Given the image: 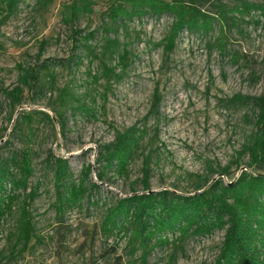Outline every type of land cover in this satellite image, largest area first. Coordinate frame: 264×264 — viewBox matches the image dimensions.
Returning a JSON list of instances; mask_svg holds the SVG:
<instances>
[{
    "label": "rangeland",
    "instance_id": "obj_1",
    "mask_svg": "<svg viewBox=\"0 0 264 264\" xmlns=\"http://www.w3.org/2000/svg\"><path fill=\"white\" fill-rule=\"evenodd\" d=\"M70 1L55 0L46 13H40L34 0H24L16 14L0 26V89L15 85L18 63L54 62L53 79L43 72L39 84L25 90L22 104L15 109L0 90V154L30 151L34 174L29 185L38 186V196L28 206L33 236L26 246L18 237L25 194L11 203L0 221V264H210L223 231L190 237L176 247L172 243L157 248L142 262L139 253L131 254L125 239L106 238L101 233L103 203L128 194L131 187L141 190L136 181L142 176L143 159L149 152L152 191L192 193L205 177L228 182L246 170L247 157L239 164L235 158L254 129L253 111L230 98L264 94V14H229L236 24L228 20L225 25L228 43L224 53L212 44L219 32L216 23L206 35L184 31L174 49L165 54L157 43L167 34L171 16L147 14L124 20L107 34L109 22L103 16L106 0H94V13L80 18L74 26L96 30L95 53L83 56L77 64L70 27L60 21L62 7ZM220 1L232 7L244 0ZM198 2L214 12L216 0ZM113 37L120 45L112 53H103L106 39ZM41 42L45 45L37 58ZM123 49L128 51L125 69L118 57ZM103 63L114 67L110 78L102 76ZM155 91L159 112L149 114ZM83 106L90 109L88 114L81 110ZM23 114L31 116L29 124L20 118ZM133 124L146 129L147 136L129 167L128 178L102 184L95 196L99 205L84 200L58 214L48 156L66 158L77 177L85 163L94 165L99 145L111 141L116 130ZM224 166H229V176L210 173V167Z\"/></svg>",
    "mask_w": 264,
    "mask_h": 264
},
{
    "label": "trees",
    "instance_id": "obj_2",
    "mask_svg": "<svg viewBox=\"0 0 264 264\" xmlns=\"http://www.w3.org/2000/svg\"><path fill=\"white\" fill-rule=\"evenodd\" d=\"M23 1L0 0V26L16 14ZM54 1L34 0V7L38 12L46 13ZM95 4L94 0H71L63 5L60 12V21L70 27L71 49L72 52H78L74 55L77 64H80L83 56L94 55L96 30H82L74 24L80 18L92 15ZM106 4L103 16L109 22L105 27L107 34L114 32V26L124 20L141 18L147 14L158 18L171 16L172 22L167 34L157 43L165 54L174 49L176 40L184 31L206 35L214 29L216 23L219 32L212 44L224 53L228 43L225 25H228V20L236 24L229 14H264V3L246 0L232 7L216 0L213 3L214 12L203 9L198 0H106ZM44 45L45 42L40 43L37 58ZM119 45L116 37L107 38L103 53H112ZM118 57L119 64L125 69L128 51L123 49ZM73 60L74 57L70 58L69 63ZM53 64L46 61H36L28 66L17 64L15 85L0 89L12 109L22 104L25 90L39 84L43 72L53 79ZM102 67V76L110 78L114 67L105 63ZM230 101L248 105L253 111L251 117L254 129L235 158L236 164H239L243 157H247L244 162L246 170L240 171L235 179L228 182H224L221 177L214 180L205 177L194 186L192 193L178 194L168 189L152 191L149 185L152 152H149L143 159L142 176L136 181L141 184V190L131 187L128 194L103 203L100 231L106 238L117 236L125 239L131 254L139 253L140 260L146 262L149 254L157 248L172 243L176 247L190 237H204L214 231H223L218 252L210 264H264V94H238L232 96ZM81 110L87 114L90 112L84 106ZM158 112L159 98L155 91L149 114ZM43 116L51 122L47 113H43ZM20 118L27 124L31 120L28 114ZM58 118L63 129L61 113ZM146 136V129L136 124L116 130L111 141L98 146L94 165L85 163L77 177L72 173L66 158L48 156L47 163L53 175L55 211L61 215L67 208L80 206L84 200L88 204L99 205L100 199H95V196L101 185L113 179L128 178L129 167ZM210 173L229 176V166L218 169L210 167ZM33 174L30 151H11L6 156L0 154V221L10 209L11 203L20 194H25L18 222V237L24 246L33 236L32 217L28 210L29 202L38 196V186L29 185ZM170 235L175 238L171 240ZM115 246L111 249L112 253L116 251Z\"/></svg>",
    "mask_w": 264,
    "mask_h": 264
}]
</instances>
